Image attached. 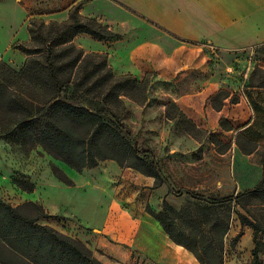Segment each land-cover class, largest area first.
I'll return each instance as SVG.
<instances>
[{
    "label": "rangeland",
    "instance_id": "obj_1",
    "mask_svg": "<svg viewBox=\"0 0 264 264\" xmlns=\"http://www.w3.org/2000/svg\"><path fill=\"white\" fill-rule=\"evenodd\" d=\"M66 5L67 0H0V11L10 12L8 17L18 13L22 18L28 41L14 45L30 52L45 50L50 38L59 33V26L68 21L48 23L40 16L57 13ZM11 49L25 57L24 63L0 61V64L18 72L28 57L19 49ZM61 49L64 48L56 50L60 56L58 67L76 55L62 53ZM140 54L144 57H138L141 68L138 75L117 76L107 59L106 67L93 75L95 67L102 63L98 57L87 58L84 65V71L93 75L89 83L95 82L102 94L92 102H82V106L97 111L126 137L131 158L120 166L114 158H120L119 154L110 149L108 154L114 159L75 171L33 142L37 137L32 130L35 126L26 129L25 137L17 116L6 113L0 116V142L8 154L6 162L0 164L3 166L0 200L25 217L36 219L37 224L78 241L76 237L82 230H92L80 225L77 217L68 212L80 213V194L90 192L87 185L78 182V174L111 189L123 173L132 172L140 179L151 180L149 185L141 184L148 195L144 211L157 214L162 211L164 201L180 212L177 219L167 224L175 234L183 235L187 243H194L188 240L189 232L197 240L201 235L212 240L213 236L206 235L207 228L201 223L202 207L221 205L220 216L223 220L227 216L228 224L221 238L223 264L251 263L254 229L242 224L239 215L255 224L259 230L255 236L259 243L258 257L264 264V44L223 51L207 42L179 41L167 52L156 48ZM67 72L64 67L59 76ZM77 74H81V69ZM6 78L12 80V88L24 80ZM22 92L29 96L34 93ZM36 92L42 95L41 91ZM135 155L157 167L160 184L131 165L135 163ZM49 176L59 184L49 192L60 203L55 215L46 214L38 201L23 198L24 191L16 185L21 180L37 189L36 183ZM256 187L260 188V194L240 196ZM38 190L41 196L43 190L40 187ZM84 245L95 258L94 250Z\"/></svg>",
    "mask_w": 264,
    "mask_h": 264
},
{
    "label": "crops",
    "instance_id": "obj_2",
    "mask_svg": "<svg viewBox=\"0 0 264 264\" xmlns=\"http://www.w3.org/2000/svg\"><path fill=\"white\" fill-rule=\"evenodd\" d=\"M76 6L80 18L95 19L116 38L103 42L79 33L71 44L85 55H104L117 76L138 75L141 52L156 48L167 52L179 41L207 42L223 51L264 44V0H67L59 12L40 18L48 23L66 22ZM9 14L0 11V61L18 65L25 57L11 48L14 43H27V26L18 13ZM7 155L0 142V164ZM143 178L126 172L110 189L78 174V182L90 192L80 194L81 215L68 212L92 230H82L76 238L94 250L101 264H199L194 255L170 241L162 226L144 211L148 195L141 184L149 185L151 180ZM36 186L32 193L22 192L23 198L38 201L46 214L55 215L60 203L49 192L59 184L49 176ZM38 187L43 190L41 196Z\"/></svg>",
    "mask_w": 264,
    "mask_h": 264
},
{
    "label": "trees",
    "instance_id": "obj_3",
    "mask_svg": "<svg viewBox=\"0 0 264 264\" xmlns=\"http://www.w3.org/2000/svg\"><path fill=\"white\" fill-rule=\"evenodd\" d=\"M77 7L70 12L69 20L59 26V33L50 38V44L45 50L29 52L19 46H12L13 49L24 53L28 59L18 72H13L6 64H0V116L4 117L6 113L15 114L17 124L23 126L25 137L26 129L35 126L32 130L36 131L37 137L33 142L75 171L94 168L99 161L114 158L122 166L123 162L131 158L129 141L110 122L103 120L97 111L81 104L92 102L102 94L95 86L96 83L90 84L89 81L103 66L106 67V57L85 55L82 50L71 44L79 33L91 35L103 42L115 39L116 35L95 19L80 18ZM60 46L64 48L60 50L62 53L75 52L76 55L58 67L60 56L56 54V50ZM91 57L102 59V63L95 67L93 75L84 71L86 59ZM64 67L68 68V72L60 77V70ZM74 69L75 72L72 71ZM78 69H81V74L76 75ZM107 73L109 74V71ZM6 76L24 80L20 86L12 88V80L9 81ZM69 89L71 92L68 94ZM23 90L34 91L33 96L26 95ZM36 91H41L42 95L39 96ZM110 149L117 152L120 158L109 156ZM134 159L132 166L152 177L155 182L161 183L158 169L152 162L145 158L139 159L136 155ZM16 185L26 193H32L34 190V186L25 181H16ZM260 193V188L256 187L240 196H256ZM219 206L221 205L213 203L210 207H202L201 223L207 228L206 235L213 236L212 240H206L204 235L197 240L196 235L189 232L188 240L194 241L191 244L184 240L183 235L175 234L168 226L167 223L177 219L180 212L172 210L166 202L163 201L161 212H149V215L162 226L170 241L190 251L199 264H223L221 238L227 232L228 224L227 216L225 220L221 218ZM239 219L242 224L254 229L255 247L251 251L250 264H261L258 257L259 243L255 238L259 230L241 215ZM0 264L101 263L84 244L52 228L37 224L36 219L25 217L18 209L0 200Z\"/></svg>",
    "mask_w": 264,
    "mask_h": 264
}]
</instances>
